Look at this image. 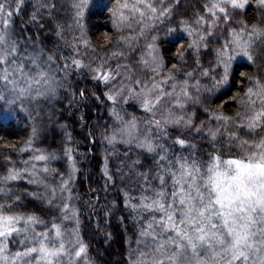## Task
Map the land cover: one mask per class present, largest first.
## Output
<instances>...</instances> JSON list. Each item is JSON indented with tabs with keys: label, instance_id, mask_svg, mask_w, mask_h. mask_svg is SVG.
Masks as SVG:
<instances>
[{
	"label": "snow or ice",
	"instance_id": "obj_1",
	"mask_svg": "<svg viewBox=\"0 0 264 264\" xmlns=\"http://www.w3.org/2000/svg\"><path fill=\"white\" fill-rule=\"evenodd\" d=\"M0 111V264H96L113 217L117 264H264V0H0Z\"/></svg>",
	"mask_w": 264,
	"mask_h": 264
},
{
	"label": "trees",
	"instance_id": "obj_2",
	"mask_svg": "<svg viewBox=\"0 0 264 264\" xmlns=\"http://www.w3.org/2000/svg\"><path fill=\"white\" fill-rule=\"evenodd\" d=\"M250 15H254V13L250 10ZM94 25L103 30L106 25V20L102 18H97L92 21ZM94 43L98 47H104L105 40L103 36H97L94 39ZM79 85L81 88L87 87L89 91L92 90L91 82L82 78L79 79ZM78 107H80L78 105ZM104 109L102 107H98L91 99L87 101L86 107H80V112L77 113L76 117H73L72 123H69V130L73 132L74 142L78 143L83 150L84 143L81 137L86 133L87 129H82L79 124L75 123V120L79 117L80 113L85 114L86 117L89 118L88 123L93 124L96 123V119L98 116L104 115ZM236 111L234 107L229 106L225 110V114L231 115ZM0 124L4 125V129L0 131V152L7 151L2 147L5 141L9 142V148L12 144H15L16 147H20L23 145L24 140L26 138L25 133V123L24 121L13 111L9 113L7 111H0ZM76 126V129H75ZM54 127V126H53ZM61 134L58 132H49L48 134V142L50 144H58L60 142ZM103 149L97 145L96 151L90 153V155L94 158L87 160L82 164L84 170V190L87 191L89 187V181L87 179L88 175H91V185L93 188L97 187V182L100 184L103 181L100 179V174L98 171L99 164L101 163L99 157L102 155ZM114 163V161H113ZM103 196V193H100ZM86 227L83 230V234L86 240L90 243V254L96 258V264H117L118 261L121 260L122 256L125 254L122 250L121 245L124 243L123 236V226L120 225L115 217L111 219L110 223H105L102 225L99 232L96 231L95 219L91 222L90 226L88 225V221L85 219ZM105 233H111V240H106ZM93 236V237H91ZM95 236V237H94ZM114 244V248L109 246V244ZM126 248V244H125Z\"/></svg>",
	"mask_w": 264,
	"mask_h": 264
},
{
	"label": "rangeland",
	"instance_id": "obj_3",
	"mask_svg": "<svg viewBox=\"0 0 264 264\" xmlns=\"http://www.w3.org/2000/svg\"><path fill=\"white\" fill-rule=\"evenodd\" d=\"M75 129H76V126H75ZM56 132H58V133L60 134V132H59L58 130H57ZM84 162H85V161H82V162H80V163H81V164H84ZM91 237H93V236H91ZM94 237H95V236H94ZM109 246H110V247L112 246V247L114 248V244H112V243L109 244Z\"/></svg>",
	"mask_w": 264,
	"mask_h": 264
}]
</instances>
